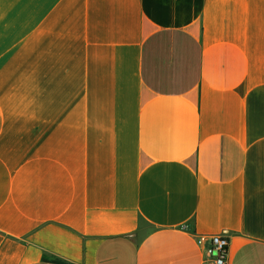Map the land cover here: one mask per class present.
Returning a JSON list of instances; mask_svg holds the SVG:
<instances>
[{"label": "crops", "instance_id": "1", "mask_svg": "<svg viewBox=\"0 0 264 264\" xmlns=\"http://www.w3.org/2000/svg\"><path fill=\"white\" fill-rule=\"evenodd\" d=\"M214 234L264 264V0H0V264H213Z\"/></svg>", "mask_w": 264, "mask_h": 264}, {"label": "built area", "instance_id": "2", "mask_svg": "<svg viewBox=\"0 0 264 264\" xmlns=\"http://www.w3.org/2000/svg\"><path fill=\"white\" fill-rule=\"evenodd\" d=\"M196 242H202L203 237H196ZM211 241V256L213 264H226L227 262V245L228 239L222 234H214L210 236Z\"/></svg>", "mask_w": 264, "mask_h": 264}]
</instances>
